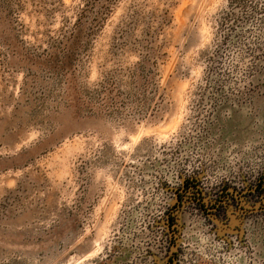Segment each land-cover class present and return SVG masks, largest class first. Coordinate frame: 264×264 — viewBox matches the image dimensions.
I'll return each instance as SVG.
<instances>
[{
    "label": "rangeland",
    "instance_id": "1",
    "mask_svg": "<svg viewBox=\"0 0 264 264\" xmlns=\"http://www.w3.org/2000/svg\"><path fill=\"white\" fill-rule=\"evenodd\" d=\"M261 179L264 0H0V264L263 256Z\"/></svg>",
    "mask_w": 264,
    "mask_h": 264
},
{
    "label": "flooded vegetation",
    "instance_id": "2",
    "mask_svg": "<svg viewBox=\"0 0 264 264\" xmlns=\"http://www.w3.org/2000/svg\"><path fill=\"white\" fill-rule=\"evenodd\" d=\"M260 187L264 185V179L260 180ZM194 184H196L194 182ZM194 187L196 185H193ZM192 203H198L197 200L193 201ZM261 210V208H259ZM245 218L247 215L245 213H241ZM250 214V213H249ZM172 222V223H171ZM174 219L167 218V230L170 234L171 224L174 225ZM214 223L215 228H212V232L217 229V231L212 234L213 240L205 244L202 248L204 249V255L201 257L202 259L191 260L194 264H203L202 260H209L210 264H220V259L225 260L226 264H235L234 261L236 259L237 264H264V255L260 256V252L255 254L254 248L249 240V235L247 230L242 229V227L237 226L236 228L227 227L223 229V231L219 230L218 224L215 221ZM172 232V230H171ZM171 236V235H170ZM163 261L161 264H185L188 261L186 255H188L189 246L187 247H179L176 243H171V239H167L163 243ZM185 248V249H184ZM202 249V251H203ZM242 249L236 257L235 250ZM166 254H165V252ZM187 251V252H186ZM209 253V254H208ZM184 254V255H182ZM206 254V255H205ZM259 256V258L257 257ZM225 257V258H224ZM157 264V263H156Z\"/></svg>",
    "mask_w": 264,
    "mask_h": 264
}]
</instances>
